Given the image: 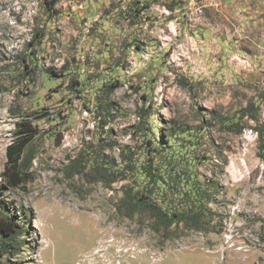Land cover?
<instances>
[{
	"label": "rangeland",
	"instance_id": "374dc122",
	"mask_svg": "<svg viewBox=\"0 0 264 264\" xmlns=\"http://www.w3.org/2000/svg\"><path fill=\"white\" fill-rule=\"evenodd\" d=\"M18 123L5 264H264V0H0Z\"/></svg>",
	"mask_w": 264,
	"mask_h": 264
},
{
	"label": "trees",
	"instance_id": "16d2710c",
	"mask_svg": "<svg viewBox=\"0 0 264 264\" xmlns=\"http://www.w3.org/2000/svg\"><path fill=\"white\" fill-rule=\"evenodd\" d=\"M51 5L53 3H50ZM20 126V136L16 138L15 141L8 144L6 147L7 163L4 166L2 173H0V264H5L1 257L4 254L2 245L5 244L6 239H13L17 233V225L14 221L7 218L5 215V206L1 198L2 191L5 185L10 186H20L26 180L27 172L21 169V156L24 151L25 146L32 140L36 134V130L25 123H18ZM159 138L161 135L159 134ZM156 216L158 220L162 219L158 214ZM172 221H170L171 223ZM168 224V223H167ZM166 224V225H167Z\"/></svg>",
	"mask_w": 264,
	"mask_h": 264
}]
</instances>
